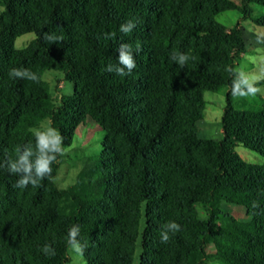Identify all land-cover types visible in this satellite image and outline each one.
Listing matches in <instances>:
<instances>
[{
    "label": "trees",
    "instance_id": "16d2710c",
    "mask_svg": "<svg viewBox=\"0 0 264 264\" xmlns=\"http://www.w3.org/2000/svg\"><path fill=\"white\" fill-rule=\"evenodd\" d=\"M253 5L264 9V0H0V164L18 146H35L33 130L45 122L65 148L83 123L103 132L99 153L82 158L70 187L56 182L62 156L39 187H14L19 177L0 167V264H69L73 225L87 264H264V97L235 106L227 69L237 68L247 38L219 20L227 11L250 17ZM128 20L137 27L124 35ZM254 21L264 26V15ZM28 34L35 37L17 48ZM120 43L137 65L124 77L105 71L118 65ZM173 52L195 59L180 68ZM13 68L40 82L11 78ZM48 71L74 86L58 104ZM206 92H225L221 139L200 135ZM239 145L262 162L245 161ZM225 205L245 208L246 218ZM169 221L181 230L161 243Z\"/></svg>",
    "mask_w": 264,
    "mask_h": 264
},
{
    "label": "rangeland",
    "instance_id": "374dc122",
    "mask_svg": "<svg viewBox=\"0 0 264 264\" xmlns=\"http://www.w3.org/2000/svg\"><path fill=\"white\" fill-rule=\"evenodd\" d=\"M237 1L241 2V0ZM3 9L4 7L0 6V13ZM263 15L264 9L260 6L253 5V11L250 17H245L236 11L224 12L219 17L220 22L229 27L240 25L244 28L247 38V52L240 55L237 62V68L247 72L251 76L264 77V44L256 43V34L264 33V26H261L254 21L255 18ZM34 37V34L22 36L16 40L15 45L17 48L25 47ZM44 78L50 84L51 92L56 104L60 102L62 96L72 95L74 93L73 84L66 81L61 72L48 71L45 73ZM257 86L264 88V79H261ZM205 97L208 104L206 107L205 119L198 123L200 135L203 138L221 139L224 136L221 119L226 105L225 92H206ZM261 97H264V95L258 94L255 97L234 98L235 106H256L260 103ZM49 126V122L43 123V130ZM102 139V130L91 122L83 123L77 127L73 144L66 148V153L62 156L61 169L56 178V182L60 188L70 187L76 181L78 173L82 168V158L84 156L99 153ZM237 151L245 161L261 163L263 160L258 153L248 150L242 145L237 147ZM225 206L238 218H246L245 208L237 205ZM198 211L200 215L206 216L201 208H198ZM208 250H214L213 246H210ZM139 254L140 251L137 250V260L139 259ZM68 255L69 264H87L83 256L75 255L70 248L68 249ZM206 264L224 263L218 260H209Z\"/></svg>",
    "mask_w": 264,
    "mask_h": 264
},
{
    "label": "clouds",
    "instance_id": "9594fccd",
    "mask_svg": "<svg viewBox=\"0 0 264 264\" xmlns=\"http://www.w3.org/2000/svg\"><path fill=\"white\" fill-rule=\"evenodd\" d=\"M137 27V24L132 20H128L120 25L119 31L128 35ZM115 33H106V39L115 37ZM44 39L52 42H59L63 37L56 36L55 34L45 33ZM256 43L264 44V33L256 34ZM139 45L137 51H139ZM118 65L109 64L105 71L115 73L119 76L131 75L136 68V60L134 58L133 49L127 43H120ZM170 59L184 68L190 59L186 53L173 52ZM227 71L232 73V81L230 85V94L234 98H248L255 97L258 94L264 95V88L258 87L261 79L264 77L251 76L247 72L239 68H228ZM9 76L14 79H26L36 83L40 82V77L37 73L27 68H13L9 71ZM35 137V146L31 143L25 144L22 147L18 146L16 149L17 156L15 159H8L0 164V167H7L8 172L18 176V180L14 187L26 188L29 185L39 187L42 180L51 178L52 165L57 162L58 157L65 155L66 148L64 147V137L54 127H47L44 130H33ZM252 207L258 208L259 204L253 202ZM181 230V226L175 221H169L163 225V230L160 232L161 243H167L170 239V233L175 234ZM80 235V227L73 225L67 233L66 243L72 252L77 256H83L85 245L81 243L78 238ZM45 255L54 256L55 249L51 245L45 244L42 249Z\"/></svg>",
    "mask_w": 264,
    "mask_h": 264
}]
</instances>
